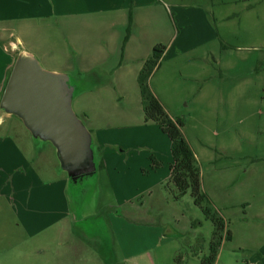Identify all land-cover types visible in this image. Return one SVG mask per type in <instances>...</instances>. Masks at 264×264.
<instances>
[{
    "label": "rangeland",
    "instance_id": "1",
    "mask_svg": "<svg viewBox=\"0 0 264 264\" xmlns=\"http://www.w3.org/2000/svg\"><path fill=\"white\" fill-rule=\"evenodd\" d=\"M162 1L167 16L163 8L137 12L124 28L111 25L113 19L101 26L66 25L62 19L53 25L33 21L21 26L23 45L17 43L15 26L6 27L10 31L3 37L18 50L32 53L48 72L64 73L67 58L75 64L80 61L86 46L92 45L88 40L95 36L141 34L160 42L166 51L171 49L154 72L151 85L168 112L182 120V132L191 145L214 148L215 165L231 160L247 168L251 160L261 164L255 172L247 170L241 179H247V186L239 197L232 189V198L249 200L250 207L241 205L234 210L236 216L226 223L231 239L221 243L214 264H264V0ZM79 40H85L84 45ZM178 45L181 54L173 58ZM96 51L100 67L106 58V65L117 62L109 52ZM100 77L104 79L103 74ZM129 109L137 118L133 125L144 123L141 104ZM136 137L134 145L123 151L116 146L100 152L92 145L101 165L111 155L110 169L117 170H110L109 178L102 168L80 177L77 185L68 180L69 209L77 219L85 220L75 225L76 232L97 249L104 264H201L208 255L211 222L189 194L166 201L167 195L171 197L164 186L167 182L155 186L149 174L158 173L156 180L161 179L159 170L162 166L169 170L171 154L164 153L155 163L151 154L155 146L162 147L160 140L147 143L142 136ZM126 162L135 165L129 181H123L129 167H124ZM143 163L146 167H141ZM43 255L39 264L47 261V251Z\"/></svg>",
    "mask_w": 264,
    "mask_h": 264
},
{
    "label": "crops",
    "instance_id": "2",
    "mask_svg": "<svg viewBox=\"0 0 264 264\" xmlns=\"http://www.w3.org/2000/svg\"><path fill=\"white\" fill-rule=\"evenodd\" d=\"M165 6L162 0H0V99L8 73L17 57L14 58L13 54L15 49L18 50L14 42L3 37L10 31L6 27L15 26L17 43L23 45L20 32L24 29L21 26L33 21H45L53 25L62 19L66 25L101 26L99 24L110 23L109 20L113 19L111 25L118 24L119 28H124L129 13L132 19V15L136 17L137 12L146 14V10L163 8L167 16L168 9ZM178 36L177 33L175 41ZM85 40L79 42L84 45ZM145 40L141 34L133 33L90 37L88 41L92 45L86 46L87 51L81 53L82 59L75 64L67 58L63 71L74 87L72 109L76 110L77 117L90 132L95 149L102 152L104 147L119 146L123 151L134 145L137 135L142 136L147 143L159 139L162 147L155 146L156 150L151 154L157 163L164 153L167 155L170 152L168 138L158 125H145L143 122L133 125L137 118H133V112L129 109L141 104L139 90L136 89L137 75L152 49L161 44L146 40L148 43L143 45ZM178 48L181 49V46L178 45L176 54L172 52L173 58L181 54L182 50ZM96 49L109 52L111 57L117 58V62L106 65V58L103 61L104 67H100L99 62L95 61ZM170 52L171 49H167L157 69ZM101 74L104 75L103 80ZM153 74L149 79V87L168 116L175 119L168 112L165 102L159 98L157 88L151 85ZM141 114L143 116L142 111ZM184 137L199 167L201 188L219 212L226 228V223H231L236 216V208L241 205L250 207L249 200L232 198V189L239 197L247 186V179H241L247 175L249 168L255 172L256 166L261 164L259 160L257 163V160H251L247 168L231 160L226 165H215L212 153L214 148L204 144L195 148ZM224 154L225 158H231L230 153ZM111 159L109 154L102 165L108 178L110 170H117L114 166L110 169ZM58 165L51 145L37 143L19 119L0 110V264H39L45 251L47 261L43 264H104L97 249L76 232L75 225L85 220L77 219L69 209V179H66ZM126 165L129 167L123 181L131 180L128 174L135 171V165L129 162L124 167ZM170 165L168 171L164 166L159 170L161 179L156 180L158 173L154 176L149 174L155 186L168 181ZM144 166L143 163L141 167ZM118 187L121 190L123 186L120 184ZM171 197L167 195L166 201L173 202ZM182 215L184 217V213ZM238 223L244 225L243 221Z\"/></svg>",
    "mask_w": 264,
    "mask_h": 264
},
{
    "label": "water",
    "instance_id": "3",
    "mask_svg": "<svg viewBox=\"0 0 264 264\" xmlns=\"http://www.w3.org/2000/svg\"><path fill=\"white\" fill-rule=\"evenodd\" d=\"M73 92L68 75L43 70L22 50L4 87L0 110L19 119L34 140L51 145L59 169L77 185L96 167L91 134L72 109Z\"/></svg>",
    "mask_w": 264,
    "mask_h": 264
},
{
    "label": "trees",
    "instance_id": "4",
    "mask_svg": "<svg viewBox=\"0 0 264 264\" xmlns=\"http://www.w3.org/2000/svg\"><path fill=\"white\" fill-rule=\"evenodd\" d=\"M130 20L131 15L129 13L128 21ZM165 52V47L155 46L137 75L143 121L145 124L160 126L170 142L172 165L169 179L164 185L166 191L171 194L174 201H178L186 194H189L194 206L201 211L205 220L210 221L213 226L208 255L201 260V264H214L221 243L230 241L231 234L226 230L225 222L201 188V173L193 150L183 135L182 120L170 118L149 87V79L159 67ZM10 72L11 70L8 73V77ZM95 159L94 154V163L96 162ZM96 163V170L102 169L101 162L99 163L98 161Z\"/></svg>",
    "mask_w": 264,
    "mask_h": 264
}]
</instances>
